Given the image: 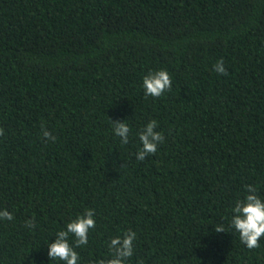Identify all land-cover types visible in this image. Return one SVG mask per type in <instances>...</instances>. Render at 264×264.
<instances>
[{
    "label": "trees",
    "instance_id": "trees-1",
    "mask_svg": "<svg viewBox=\"0 0 264 264\" xmlns=\"http://www.w3.org/2000/svg\"><path fill=\"white\" fill-rule=\"evenodd\" d=\"M160 69L172 88L146 97ZM0 127V264H64L48 244L86 208L78 264L130 229L128 264H264L230 226L245 184L264 199V0H0Z\"/></svg>",
    "mask_w": 264,
    "mask_h": 264
},
{
    "label": "clouds",
    "instance_id": "clouds-1",
    "mask_svg": "<svg viewBox=\"0 0 264 264\" xmlns=\"http://www.w3.org/2000/svg\"><path fill=\"white\" fill-rule=\"evenodd\" d=\"M213 70L222 75H227L223 58L217 60ZM143 88L146 97H161L172 88V78L166 69L150 71L143 77ZM114 133L120 138L122 144L129 142L130 126L124 121H112ZM158 122L150 120L138 133L142 147L139 148L136 159L143 161L147 156L157 152L158 145L164 142V135L157 131ZM4 128L0 127V136L4 134ZM41 135L46 140L55 141L52 135L43 125ZM246 195L243 199H237L232 208L234 215L231 217L230 226L239 233L241 242L248 248L260 247V240L264 237V199L258 194V188L253 184H245ZM95 209L86 208L83 214L77 215L66 224V229L55 234V240L48 244V256L50 260L63 261L64 264H78L80 256L75 250L88 244L89 232L95 229ZM0 219L13 220L14 216L7 209L0 210ZM28 228H35V217L25 221ZM216 232H222L224 226L215 225ZM71 236L75 237L74 245L69 242ZM137 233L133 230L126 231L122 236L117 235L108 244L110 258H101L93 264H128L134 254V241ZM138 264H144L143 260Z\"/></svg>",
    "mask_w": 264,
    "mask_h": 264
}]
</instances>
